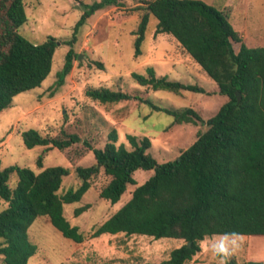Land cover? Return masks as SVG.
<instances>
[{
    "label": "trees",
    "instance_id": "16d2710c",
    "mask_svg": "<svg viewBox=\"0 0 264 264\" xmlns=\"http://www.w3.org/2000/svg\"><path fill=\"white\" fill-rule=\"evenodd\" d=\"M115 4L116 0H101L82 5L72 41L91 15ZM141 10L144 13L135 33L134 56L141 54L152 16L157 20L155 33L173 37L227 101L214 116L204 120L191 108L170 110L121 91L86 90L90 99L101 104L137 100L172 116L175 124H201L204 129L194 143L165 163H158L148 152L149 138L128 135L131 149H127L123 144L117 145L115 130L109 132L103 148H92L77 134L63 131L58 137L43 136L34 129L22 132L27 149L45 147L44 151H63L81 142L93 153L95 164L77 167L80 185L63 194L58 191L63 178L70 173L67 168L51 167L39 173L18 165L0 169V200L6 203V208L0 211L2 264H28L35 255L36 247L28 238V229L38 217H47L64 238L75 244L83 243L86 237L65 219L64 205L79 202L100 170L109 182L99 197L112 205L128 186L136 185V171L153 174L135 187L130 199L92 232V239L123 234L179 240L183 244L170 251L164 264H186L200 252L199 241L206 234L212 237L235 231L245 236H264V47H247L224 12L200 0H150ZM26 21L23 0H0V113L11 106L17 95L39 88L52 69L57 40L48 37L40 44L29 42L19 33ZM233 43H240L237 52ZM71 46L57 73L55 89L63 86L74 59L78 58ZM131 76L137 84L153 91L177 95L184 91L206 93L196 84L157 77L152 68L146 69V75ZM236 92L241 95L239 102ZM42 161L39 155L36 160L39 169ZM88 208L76 209L74 216ZM228 264L238 262L230 258Z\"/></svg>",
    "mask_w": 264,
    "mask_h": 264
},
{
    "label": "rangeland",
    "instance_id": "374dc122",
    "mask_svg": "<svg viewBox=\"0 0 264 264\" xmlns=\"http://www.w3.org/2000/svg\"><path fill=\"white\" fill-rule=\"evenodd\" d=\"M100 1L23 0L27 21L19 33L34 44H40L48 37L55 38L58 47L51 72L42 85L17 95L11 106L0 113V169L18 165L39 173L51 167L67 168L70 173L63 178L59 194L80 185L75 169L95 164L93 153L81 142L63 151H44L45 147L27 149L22 142V132L34 129L43 136L58 137L63 131L77 134L92 148H103L109 132L115 130L117 145L123 144L127 149H131L128 135L149 138L151 147L148 152L158 163H165L192 145L197 134L204 129L201 124H175L172 116L154 111L137 100L101 104L86 95L87 89L121 91L170 110L191 108L204 120L214 116L227 101L173 37L155 33L157 20L152 16L140 47L141 54L134 56L135 33L144 13L141 8L150 0H116L115 5L91 15L72 41L74 26L82 15V5ZM200 1L223 11L247 47H264V0ZM71 41L72 46L68 44ZM70 46L80 58L74 59L63 86L55 89L57 73L63 67ZM239 47L240 43H233L235 52ZM148 68H152L157 77L196 84L206 93L184 91L177 95L142 87L131 74L146 75ZM39 155L43 157L41 169L36 166ZM152 174V171H136V185L128 186L120 200L112 205L99 197L109 182L100 170L91 179L90 189L79 202L64 205L65 219L71 226H77L86 240L75 244L64 238L47 217H38L28 229V238L36 247L28 264H164L170 251L181 246L182 241L123 234L90 237L130 199L134 188ZM14 182L15 177L11 180L12 186ZM83 206L89 208L75 217L74 211ZM5 208L6 203L0 200V211ZM214 236L219 238V235ZM242 239L241 247L231 258L238 264L264 262V236L242 235ZM186 264H216V260L200 248V252Z\"/></svg>",
    "mask_w": 264,
    "mask_h": 264
},
{
    "label": "clouds",
    "instance_id": "9594fccd",
    "mask_svg": "<svg viewBox=\"0 0 264 264\" xmlns=\"http://www.w3.org/2000/svg\"><path fill=\"white\" fill-rule=\"evenodd\" d=\"M243 242L242 234L226 232L210 240L207 234L199 241V246L205 253H210L216 264H228L229 259L239 250Z\"/></svg>",
    "mask_w": 264,
    "mask_h": 264
},
{
    "label": "water",
    "instance_id": "95a60500",
    "mask_svg": "<svg viewBox=\"0 0 264 264\" xmlns=\"http://www.w3.org/2000/svg\"><path fill=\"white\" fill-rule=\"evenodd\" d=\"M80 58V56H78V59ZM236 96H237V101L239 102L241 99V95L239 92H236ZM188 246H190V243H188Z\"/></svg>",
    "mask_w": 264,
    "mask_h": 264
}]
</instances>
